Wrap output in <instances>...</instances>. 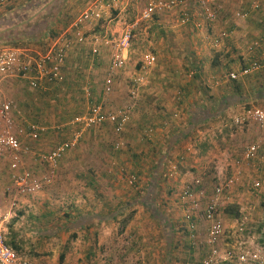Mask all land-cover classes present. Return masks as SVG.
Masks as SVG:
<instances>
[{
  "label": "crops",
  "instance_id": "crops-1",
  "mask_svg": "<svg viewBox=\"0 0 264 264\" xmlns=\"http://www.w3.org/2000/svg\"><path fill=\"white\" fill-rule=\"evenodd\" d=\"M64 1L66 0H6L5 4H0V47H20L31 49L34 51V53H36V55L45 53L52 40L65 31L64 30L61 32L59 30L62 19L64 18V12L66 11L64 10ZM88 1L89 0H80L79 2H82L84 5ZM128 1L129 0H125L120 5V7H123V5L128 3ZM200 1L207 3L210 9H214L216 6L222 5V11L219 13L217 20L214 23H209L204 18L205 14L199 5ZM251 1L252 0H197L196 3L191 5L190 9H192V12L190 13L195 16L198 21L203 23L202 29H197L193 25H184L181 23L183 12H189L185 10L186 8L173 12L156 14L150 21H141V15L138 16L137 22H145L154 27L158 26L156 29L161 31L164 35L163 40H158V38L152 37V35L157 33L156 29L147 31V34L149 35L147 39L148 43L145 44L144 47H146V49L152 47L153 50H157V54L163 53L160 55L161 59L154 53H147L153 54L157 57V62L152 67L157 65L158 59L159 62L161 60L160 67L161 72H163L162 75L153 77V79L151 78V81L149 79L147 86H151L149 89H147V97L151 101H160L162 105L166 106H164V111L167 113H163L161 115L162 117H160V115L154 113V111L151 109V106L148 105V109H145V111L141 110V113L136 115V103V106L133 110V112L135 111L133 118L130 120L124 130V139L129 144V152H127L128 150L122 151L121 156L116 154V156H112V158H109V160H107L108 157H103L106 161H108L109 164H107L108 167L106 166L107 171L98 172L93 176V178L97 181L111 180L116 182V186L112 187L113 190H116L112 191L111 188V191H105L101 202L95 201V198L90 197L88 201L82 202V205H79L78 209H75L74 205V207H72V215H75V212H78L79 214H83V217L78 220L77 223H74L75 221H71L69 225H66V228L63 227V229H60V232L58 233L51 231H49L50 233H41L42 236L39 238L40 241L38 240V243H35V247L38 249L35 250L36 254L32 255L31 258L25 257V259L36 264H137L138 261L141 262L139 264H162L160 260H162L164 264H175L170 250H167V253H165L163 258H161V252H159V249H156V246H161L160 244L165 243V241L168 243V247L170 248L171 239L165 235L169 234L170 236V228L174 230L172 221L166 215L165 216L168 218L167 222L163 221L164 216H162L161 219H156L154 216H152L150 211H148V205L154 209L158 208L157 204L147 202L145 206L144 204H141V202H138L140 199L138 197L141 194L144 196L142 199H146L148 196H150V198L153 197L154 189L147 188L144 191L139 192L141 187H137V184L134 185V187L137 188L129 187L128 182H126L125 179L123 180L122 174L118 170H122L124 166L126 168H130L132 166L137 167L138 165L139 171H136L135 169V173L136 175H139L140 180L142 178L141 175H143L145 171L147 173L143 177L148 175L149 169H152V166L155 163L154 159L161 153L163 157H161L159 160H161V163L163 164L167 163L168 160L170 161L171 159L176 158L178 155L186 154L183 157H188L185 149L198 146L199 141L204 139L205 135L203 136V134L210 126L208 125L209 123L213 122L212 124L217 125L216 121L220 122L222 118H236L244 115L252 110H247V108L244 106L250 105L252 102L264 104V95H262L264 94V68L257 73H254L248 77H242L237 81L221 82L219 85L216 84V82L220 81L222 78V76H218L220 73H222L224 70H229L227 74L239 71L243 66H245L249 57L254 56L255 58L261 59L262 61L264 60V52L258 51L250 53L249 50L253 41L264 37V0L262 1L261 8L259 10H253L251 8ZM77 2L78 1L76 0H72L73 4H76ZM89 3L91 4L92 2ZM238 12L247 13V17L245 19L237 18L236 14ZM71 20L73 21L74 19L71 18ZM68 26L65 25L64 27L67 29ZM119 29V26H117L115 31H108L109 33H106V35L113 36V34H115L114 32H119ZM205 29L212 31V33L214 32V29L218 30L215 33L217 37H219V35L224 31L232 32L233 34L229 38L221 40L222 42L218 45H215V40L217 38H215L212 44L213 48H219L223 42L228 41L226 45L224 44V46L228 48V52L230 50L232 51L231 54L234 52V47L237 48L236 46L232 45L235 44V42L233 40L230 41L231 39L236 36H239V39H244L246 41L251 39L245 50L242 49L243 52L241 53V57L239 59L240 63L237 64L238 68L236 70H232L229 64L230 61L224 62L223 59L220 58V55H217V57L213 58L211 57L212 63L210 65V69L212 70H209L203 61L196 60V65L190 66L189 59L187 58L186 54H184L187 45L194 43V41L192 42L191 40L193 38L190 39L189 36L194 30L200 32L204 31ZM105 39L106 38L104 37L101 41ZM101 41H98L97 44H100ZM108 42L110 43V41ZM114 42L115 41H113V43ZM84 43L75 44L73 49L69 52L64 66L66 79L63 83L57 85L45 84L44 89L33 90L30 88L28 82L14 79L5 82L3 86V95L0 97V105L4 101H11L14 104L15 117L16 115H19L18 117H25L27 115L29 120L22 118L24 121H19V123L18 120H15L17 121L18 126L21 125L23 127V132L26 134V137L30 143H27L29 145H24V141L22 142L20 136L19 140L23 146L30 147L32 152L36 154L49 153L58 144L70 140L74 133L80 130V126L74 123V119L79 116L87 115L90 111L91 104L102 105L104 106V110H107L104 103L100 102V98L98 99L94 95V84L97 82L93 80H90V83L87 81H82L78 75L79 71L77 70V63L82 61V54L84 52L83 50H85L83 49ZM201 49L203 51V47ZM95 50H97V53H95ZM89 53H91L93 57H96L99 63V58L97 57L100 54L99 49L94 46ZM130 55L131 50L129 53V58L131 57ZM200 60H203L202 57H200ZM72 66H74V72L76 74V76L73 78L72 76H68V74L70 75L69 70ZM106 76L108 78L109 72ZM252 80H254V86L249 88V86L246 85V81ZM105 82L106 80L102 86L100 97H102V100H105L106 96H109L107 98H112L113 102L118 100L117 104H119L122 100L120 91L114 92L115 96L114 94H105ZM80 84H85L83 86V90L88 102L87 112L83 114H76L79 111L70 112L72 115H76L70 118L66 123L62 122L63 124L53 121L52 119L56 118V114L64 115L68 108L75 105L76 101L78 100V89L82 88ZM205 86L211 90L210 96L214 98V102L212 99H210V102L207 101L208 96L205 94V92H203V88H205ZM237 87H239V89H237ZM87 89L90 90V96L87 95ZM177 89L183 91V94H187V98L191 99V101L194 98L196 99V104L194 105L195 107L192 105V107L187 110V113L191 114V119H189L190 116L186 117V115L183 114L182 124L179 123V121L183 110L181 109V111H177V109H173V107H171L175 99L180 100V98L177 97ZM251 89L253 91H251ZM60 90H63L61 94L59 93ZM258 90H262L260 92L261 98L258 100L251 99L252 97L250 94L256 95ZM24 93L27 95V97H25ZM6 94L9 96V98L6 96ZM30 94L31 96H29ZM241 95L243 96L242 101H240L239 98ZM18 97L24 100V115H22L21 111L17 109L16 104L12 100V98ZM183 98L184 100L186 99V97ZM61 101H66V108H63L62 105H58L62 103ZM218 101H220V104ZM66 103L64 105H66ZM216 103L219 104V107L213 109V105ZM181 104H183V102ZM171 110L174 111L170 112ZM138 111L139 109L137 108V112ZM142 116L148 117L144 121ZM176 116H180L177 121L178 123L171 127L172 131H176V135H173V137H168L169 131H166V135L162 133L169 129L166 128L164 123L166 120L172 122V118L176 120ZM30 124L45 129V131L40 133L38 140L31 139V137H29L27 134L26 128ZM186 125L188 128L185 132L184 126ZM112 127L117 135H120L124 132L123 131L119 133L116 131L114 126ZM147 127L150 128L146 129ZM141 129H146L147 131L153 133L154 138L148 139L146 135L141 134ZM153 129L156 131L155 133ZM86 131H84L85 135L87 133ZM194 131L195 137H199L197 145L195 144V141H193V145H191L192 139L189 138V135ZM201 134L203 137H201ZM59 135L60 138H63L60 142L57 139ZM97 137L98 141L93 142L90 145L101 146V148L103 147L104 149H107L106 145L109 134L105 133ZM82 141H84L82 146L88 144L86 141V136L85 140ZM119 142H121V140H119L115 145H118ZM80 146L81 143L78 147ZM208 146H210V150L213 149L209 143ZM194 149L195 150L191 152H193V154L197 153L199 158H195L192 162H189V164L190 166L197 168L199 165L196 164H201L206 156L205 153L199 152V147H195ZM73 150L75 149L68 151L69 154L66 152L67 155L65 157L68 158V156L72 154ZM7 157L9 159L8 168L5 167V165L0 164V196L7 194L6 189L11 184L10 158L9 156ZM24 157L25 158L23 159L25 162L23 160V165L26 169L33 171L35 174L40 176L47 174L48 167L45 164L36 163L33 160V157L30 155H25ZM149 160H151L152 163H149ZM60 163L61 160L59 164ZM113 163L116 167V172L110 171V168H113ZM71 166L72 163L70 165L66 164L67 170ZM42 168H44V173H42ZM56 174L57 170L52 183L56 178ZM112 184L115 185L114 183ZM129 212L132 213L130 216H128ZM84 213H88V215H84ZM46 217L47 216L43 218L45 219ZM198 217V213H195L193 222L191 223L185 218L186 228L190 232V235L191 227L194 225L197 232L199 230L197 225L199 220ZM48 219L51 220V222L54 220L53 223L58 224L53 216ZM39 220H41V218H39ZM201 220L204 222L203 216H201ZM59 226L60 225H56V228L61 227ZM157 226H159V229L156 230L155 235L161 234L162 239L151 240L148 242V244H146L145 242L148 240L145 238L149 236V234H146V230ZM61 231L64 232V234L58 235L62 233ZM7 236L8 232L6 237ZM10 236H14L15 243L20 245L21 239L19 238L22 237L18 235V233H14L12 231ZM150 238L152 239V237ZM31 248L33 249L34 247ZM55 249L59 250V255ZM50 250L54 252V255L46 253ZM186 259L187 258L185 257V260ZM185 260L184 264H189L188 259L186 261Z\"/></svg>",
  "mask_w": 264,
  "mask_h": 264
},
{
  "label": "rangeland",
  "instance_id": "rangeland-1",
  "mask_svg": "<svg viewBox=\"0 0 264 264\" xmlns=\"http://www.w3.org/2000/svg\"><path fill=\"white\" fill-rule=\"evenodd\" d=\"M76 1H78L76 4H73L72 0L64 1V10L66 11L64 12V18L62 19L61 26L59 27V30L61 32L66 30L64 26L69 25H67V22H71V18H77L80 13L87 9L90 4L89 2H93L96 0H89L84 5L82 2H79L80 0ZM150 1L152 0H129L128 3H125L123 7L121 6L117 10H106L103 19L100 22L88 24L83 28L85 43L83 45L84 48L82 46L81 47L85 50H83L84 52L82 54V61L77 63V70L79 71L78 75L80 76V79L82 81H87L90 83V80H93L97 82L94 84V95L96 98H100V102L104 103L107 111H116L132 102L130 96L131 91L134 89V79L143 77L147 82L145 85L140 86L138 90L137 107L135 109L136 115L138 113H141V110L145 111V109H148V105L151 106V109L154 111V113H157L158 115H160V117H162L161 115L163 113H167L164 111L165 105H162L160 101H151L147 97V89H149L151 86H147L149 79L151 81V78L153 79V77H158L162 75L163 72H161L160 67L161 60L159 62L158 59V66L156 65L155 67L151 68L145 67L142 64V57L147 53H154L160 58V55L163 53L157 54V50H153L152 47L149 49H146V47H144L145 44L148 43L147 39L149 35L147 34V31H152V29H156L158 27L151 26L150 24L145 22H140L136 30L134 31V38L130 55L131 57L127 61L126 66L113 75L114 87L111 94L120 91V95L122 97L121 102L117 104L118 100H116V102H113L112 98H107L109 96L106 95L105 100H102V97H100L102 86L107 78L106 75L108 74L110 69L109 65L113 41L119 39L121 33L128 29L130 25H133L138 21V16L141 15L144 8L147 7ZM185 8V10L192 12V9H190L191 5ZM117 26H119L120 28L119 32H114L115 34L111 32L113 36L106 35V33H109L110 31H115V28ZM216 31L218 30L214 29V32L212 33V31H208L205 29L204 31L200 32L194 30L193 33H191L189 38H193L191 40L192 42L194 41V43L187 45L186 51L184 52V54H186L187 58L189 59L190 66H195L196 60L203 61L205 63V66H207L209 70H212L210 69V65L212 63L211 57L213 58L217 57V55H220V58H222L224 62L230 61L229 64L232 70H236L238 68L237 64L240 63L239 59L241 57V53L243 52V50H245L251 39L246 41L244 39H239V36L231 39L230 41L233 40L235 42V44L232 45L237 47H234V52L232 53V55V51L230 50L228 52V48L224 46V44L226 45L228 41L223 42L219 48L212 47L213 41L215 40V38H218L215 34ZM104 37L106 39L101 41ZM152 37L158 38V40L164 39V35L159 30H157V33H155V35H152ZM106 40L110 41V44H105V42H107ZM98 41H101L100 44H97ZM221 42L222 41H220V43ZM94 46L99 49L100 54L97 56L99 58V63L97 58L93 57L91 53H89ZM202 47L203 51L201 49ZM200 57H202L203 60H200ZM69 71L70 75L68 74V76H72V78L76 76L74 72V66L70 67ZM228 72L229 70H224L218 76L224 77ZM80 85L82 86V88L78 89V100L76 101L75 105L68 108V110H66L67 112L64 115L56 114V118L52 119L53 121H56L58 123H66L76 114H83L87 112L88 102L83 90V86L85 84ZM246 85L249 86V88L251 86H254V80L246 81ZM62 91L63 90H60L59 93L61 94ZM251 91L253 90L251 89ZM261 91L262 90H258L256 92V95L250 94L252 97L251 99H260ZM176 92L177 97L180 98V100L175 99L171 107H173V109H177V111H181L182 109L183 112L181 118L180 116H176V120H174L173 118L171 119L172 122H169L168 120L165 121L164 125H166V128L169 129L165 130V132L162 133L166 135V133L169 131L168 137H173V135H176V131H172L171 127L175 126V124L178 123V118H180L179 123L182 124L183 114L186 115V117L190 116L189 119H191V114H188L187 110L190 109L192 105L193 107H195L194 105L196 104L195 98L191 101V99L187 98V94H183V91L177 89ZM203 92H205V94L208 96V102H210V99H212L213 101L214 98L210 96L211 90L207 86L203 88ZM24 95L25 97H27L25 93ZM29 96H31V94ZM7 97L9 98V96ZM183 97H186V99L184 100ZM239 98L240 101L243 100L242 95L239 96ZM12 100L16 104L17 109L21 111L22 115H24V100H22L20 97L12 98ZM220 101H218L219 104ZM61 102L62 103L58 105H62L63 108H66V101ZM182 102L183 104H181ZM65 103L66 105H64ZM218 103L213 105V109L219 107ZM244 107H246L247 110H264V104H261L259 102H252L250 105H246ZM137 108L139 109L138 112ZM74 111L79 112L75 115H72L70 112ZM135 111L133 112L131 119L133 118ZM172 111L174 110H171L170 112ZM18 116L19 115H16V117L14 116L15 132L18 136H20L22 142L24 141V145H29L27 143H30V141L26 137V134L23 132V127L21 125L18 126L16 121L18 120L19 123V121H24L22 120V118H24L25 120L29 119L27 115L25 117ZM142 117L145 121L148 116ZM212 123L208 124L210 126L203 134V136L205 135L203 140L199 141V137H195V131L193 133L191 132L192 134L189 135V138L192 139L191 145H193V141H195L196 145L199 141L200 145L198 144V146H194V148L199 147V152L205 153L206 156L201 164H196L199 165L197 168L192 167L189 164V162H192L195 158H199L197 153L193 154V152H191L195 149L193 147H190L188 148L189 150L187 148L185 149L188 157H183L186 154L178 155L176 158H173L170 161L168 160V162L165 164L161 163V160H159L161 157H163L162 153L159 156H156V158L154 159L155 163L153 164L152 169H149L148 175L146 177H143L147 173L145 171L144 174L141 175L142 178L140 180L139 175H136L135 173V169L136 171H139L138 165L137 167L132 166L130 168H126L124 166L122 170H118L121 172L123 180L125 179L126 182H128L129 187L137 188L140 186L141 189L139 190V192H142L147 188L154 189L153 197L150 198V196H148L146 199H142V197L144 196H142L141 194L138 197L140 198L138 202H141V204H144L145 206L147 202L157 204L158 208L154 209L150 207V205H148V211H150L152 216H154L156 219H161L162 216H168L172 221L174 230L170 228V236L169 234L165 235L166 237H170L171 239L170 248L168 247V243L165 241V243L160 244L161 246H156V249H159V252H161V258H163L165 253H167V250H170L175 264H184L185 257L188 259L189 264H202L204 258L207 256L209 247L207 246V244L203 243L207 235V225H205V223L201 220V216H203V212L212 197L214 188L220 182L223 183L226 179L233 176L234 165H236L237 162L241 163V178L238 182H236L234 186H232L231 188H226L221 198L222 206L220 208L219 216L225 226V232L221 241V247L222 249L234 248L235 250L249 248L260 253L264 257V161H242L243 154L250 144L256 142H264V130L255 123H246L244 125H239L235 122L234 117H227L226 119L222 118L220 122L216 121L217 125ZM148 128L150 127H147L146 129ZM187 128V125L184 126L185 132ZM146 129H141V134L146 135L148 139H153V133L147 131ZM86 132L87 133L86 135H83L82 140H85L86 136V141L88 144L82 146L84 141L81 140L82 142L80 143L82 147H78V145V148L76 147L75 150H73L72 154L68 156V158L65 156L69 154V152L63 156V158L61 159V163L59 164L57 169L56 178L54 179L51 186L47 187L43 193H39L31 197H19L17 198L15 206L8 194L0 196V222L4 221L5 223V227L8 232V244L9 242L14 241V236H10L12 231L14 233H18V235L22 237L19 238L21 239L20 245L17 244L19 250H16L20 256L24 258H31L32 255L36 254L35 250L37 248L35 247V243H38L40 236H42L41 233H50L49 231L58 233L60 232V229H63V227L66 228V225H69L71 221H75L74 223H77L78 220L83 217V214L75 212V215H72V207H74V205L75 209H78L79 205H82V202L84 201H88L90 197L95 198V201L101 202V199H103L104 197L103 195L105 191H111V188L116 186V182H113L111 180L97 181L93 178V176L98 172L107 171V167L109 164L108 161H106L103 157H108L107 160H109V158L111 159L112 156H116V154H118V156H121L122 151L128 150L129 144L124 139L125 131L121 133L122 135H117L111 125L105 124L100 127L87 130ZM155 132L156 131L154 130V133ZM105 133L109 134L108 142L106 145L107 149H104L103 147L101 148V146L90 145L91 143L98 141L97 136H101ZM203 136L201 134V137ZM57 139L60 142L63 138H60L59 135ZM119 140H121V142L118 143L120 144V148L117 149L115 144ZM208 143L213 148L212 150H210V146H208ZM129 150L127 152H129ZM8 162L9 159L7 156L0 160V164L5 165V167L7 168ZM71 163L72 166L67 170L66 164L70 165ZM149 163H152L151 160H149ZM42 171V173L45 172L44 168H42ZM110 171H117L114 163L113 168H110ZM132 176H136L138 178L136 183L138 185L137 187H134V185L136 184H130L129 182V179ZM193 180L201 181V187L198 190L203 192V195L200 196V210L198 211V219L200 220V222L198 220L197 223L200 237L199 242L195 248H192L191 246L190 232L186 228V220L184 217L185 206L180 202V193L183 189V186H186L188 183H190V181ZM256 181H259L260 183V187L257 190H255L253 187L254 182ZM112 183H114L115 185H113ZM115 190H113L112 188V191ZM146 193L148 194L147 191ZM231 205H234L239 209L237 218H235V216L233 215H228L223 211L225 208ZM131 214L132 213L129 212L128 216H130ZM84 215H88V213H84ZM45 216L47 217L44 219L43 217ZM51 216L54 217L58 224H54V220L53 222H51V220L48 219ZM39 218H41V220H39ZM244 219L247 229L245 231H240L238 226ZM56 225H60L61 227L59 226L60 228H56ZM154 228L146 230V234H149V236L145 238L146 240H148L147 242H145L146 244H148V242H150L151 240L162 239L161 234L155 235L156 230L159 229V226ZM63 234L64 232L58 235ZM150 237H152V239ZM31 247L34 248L32 249ZM56 252L59 255V250H56ZM46 253L54 255V252H52L51 250ZM160 262L164 264L162 260H160ZM139 263L141 262L138 261L137 264ZM221 264H237V262H226Z\"/></svg>",
  "mask_w": 264,
  "mask_h": 264
},
{
  "label": "built area",
  "instance_id": "built-area-1",
  "mask_svg": "<svg viewBox=\"0 0 264 264\" xmlns=\"http://www.w3.org/2000/svg\"><path fill=\"white\" fill-rule=\"evenodd\" d=\"M125 0H96L84 10L77 18H75L67 29L58 35L49 44L45 53L37 54L31 49L20 47H0V97L3 95V86L9 80L19 79L28 82L33 90H42L45 84L54 85L61 84L65 81L64 66L69 52L75 44H83L85 36L83 28L94 22H100L103 19L106 10L119 9ZM263 0H252L251 8L259 10ZM197 0H158L150 2L141 14V21H150L159 13H168L183 9L189 5L196 3ZM6 0H1L3 5ZM199 5L203 9L205 19L209 23L217 20L219 13L222 11V5L210 9L207 3L200 1ZM236 17L245 19L247 13L238 12ZM181 23L184 25H193L197 29L203 28V23L198 21L190 12H183ZM139 22L130 25L122 35L116 40L111 50V64L109 76L105 82V94L109 95L113 89V75L122 70L129 60V53L132 48L134 31ZM233 33L229 31L222 32L215 40L218 45L221 40L229 38ZM106 44H110L108 41ZM250 53L264 52V37L255 40L250 45ZM97 53V50H95ZM145 67H152L157 62V57L153 54H147L143 57ZM264 68V60L254 56L247 59V64L239 71L231 72L222 77L221 82L237 81L242 77H248L259 72ZM143 77L134 79V89L131 91V100L126 106L116 110H104L102 105L91 104L90 111L85 116H79L74 119V123L80 126V130L74 133L73 137L65 142L58 144L51 152L45 154H36L32 152L30 147L23 146L19 140V136L14 130V104L11 101H4L0 105V160L5 156L10 158V182L6 189L9 197L13 200V204L17 202L19 197H31L44 190L51 185L59 166L61 158L66 152L75 149L83 138L84 131L105 124L115 127L116 131L121 133L125 130L126 125L131 120L132 112L136 106L138 99V90L140 86L146 84ZM90 96V90H86ZM235 122L239 125L246 123H255L264 130V110L253 109L248 113L235 118ZM27 134L31 139L38 140L40 133L45 131L44 128L30 124L26 128ZM25 131V130H24ZM120 148V144L116 145ZM30 155L36 163L45 164L48 167L46 175L40 176L33 171L26 169L23 165L24 156ZM243 162L264 161V142H256L250 144L242 158ZM240 162L234 165L233 176L220 182L213 190L212 197L209 200L204 212L203 220L207 225V235L203 243L209 247V252L204 258L202 264H221L234 263L237 264H264V257L249 248L235 250L234 248L222 249L221 241L224 236L225 226L220 219V208L222 206V195L226 188H231L241 178ZM138 178L132 176L129 179L130 184H136ZM201 187L200 180H193L182 189L180 200L185 206V218L188 222H193L195 213L200 210V196L203 192H199ZM254 189L260 187L259 181L254 182ZM195 226V225H194ZM191 227V245L195 248L199 242V231L195 227ZM240 231L247 229L245 219L238 226ZM7 229L4 221L0 222V264H36L29 261L13 249L7 242Z\"/></svg>",
  "mask_w": 264,
  "mask_h": 264
},
{
  "label": "trees",
  "instance_id": "trees-1",
  "mask_svg": "<svg viewBox=\"0 0 264 264\" xmlns=\"http://www.w3.org/2000/svg\"><path fill=\"white\" fill-rule=\"evenodd\" d=\"M66 23V22H65ZM70 22L68 21L67 22V25L69 24ZM247 64V63H246ZM245 64V65H246ZM237 89H239V87H237ZM224 213H226V214H228V215H233V216H235V218H237V216H238V214H239V209H238V207H236V206H234V205H231V206H229V207H227V208H225L224 210ZM160 216V215H159ZM163 221L164 222H167L168 221V218L167 217H163ZM9 245L11 246V247H13L15 250H19V247L17 246V244L15 243V241H11V242H9Z\"/></svg>",
  "mask_w": 264,
  "mask_h": 264
}]
</instances>
